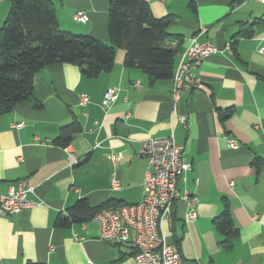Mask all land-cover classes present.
Here are the masks:
<instances>
[{"label":"crops","instance_id":"0c3cea01","mask_svg":"<svg viewBox=\"0 0 264 264\" xmlns=\"http://www.w3.org/2000/svg\"><path fill=\"white\" fill-rule=\"evenodd\" d=\"M109 1L52 0L61 29L100 41L109 39ZM145 1L154 17L171 16L168 33L182 36L167 38L175 63L192 37L216 47L196 69L203 88L184 90L173 100L172 79L150 84L141 68L125 66L122 48L115 50L111 69L95 77L72 63L39 68L31 97L0 114V191L26 178L33 188L29 197L40 201L0 213V264H135L131 243L99 238L94 215L63 226L55 222L81 198L94 208L140 201L147 169L141 142L171 132L188 167L176 184L180 196L171 221L164 219L161 231L177 246L179 264H264V165L252 163L264 157V21L252 26L251 35L238 34L244 23L264 20V1ZM8 6L0 0V27ZM77 9L86 11L85 22L73 19ZM110 86L119 88L118 96L104 109L103 92ZM68 127L72 139L60 146L55 138ZM112 177L118 186L111 185ZM185 193L197 196L193 206L182 198ZM225 203L238 230L228 247L213 221ZM191 207L196 216L187 220Z\"/></svg>","mask_w":264,"mask_h":264},{"label":"trees","instance_id":"16d2710c","mask_svg":"<svg viewBox=\"0 0 264 264\" xmlns=\"http://www.w3.org/2000/svg\"><path fill=\"white\" fill-rule=\"evenodd\" d=\"M7 1L9 10L0 27V114L13 110L31 97L34 76L39 68L54 62L72 63L83 75L95 77L111 69L117 48L125 50V66L141 68L150 84L172 76L176 50L169 45L167 38L181 40L182 36L168 33L171 16L154 17L145 0L108 2L107 41L61 29L52 0ZM263 21L244 23L238 34L251 35L252 26ZM72 131L71 127L63 129L55 142L66 146L72 139ZM252 163L264 165V157H255ZM108 206L113 205L108 202L94 208L81 198L69 208L66 216L59 215L55 223L63 226L83 222L101 207ZM229 215V207L225 203L213 220L216 229L225 235L224 241L238 231ZM228 246L227 241L225 247Z\"/></svg>","mask_w":264,"mask_h":264},{"label":"built area","instance_id":"2783aa9c","mask_svg":"<svg viewBox=\"0 0 264 264\" xmlns=\"http://www.w3.org/2000/svg\"><path fill=\"white\" fill-rule=\"evenodd\" d=\"M264 1V0H258ZM73 19L78 22L87 20V13L84 9H77L73 13ZM231 44L227 43L225 49H230ZM216 47L208 41H198L192 37L189 45L186 46L180 55L179 61L175 63L172 73L171 97L177 100L184 90H201L203 82L196 74V69L201 62L210 54L216 52ZM259 52L264 54V46L259 47ZM136 86L139 84L136 83ZM119 88L108 87L103 93L101 105L108 108L118 96ZM84 103L87 100L85 94L81 95ZM180 121L185 120V116L179 117ZM21 122L15 123L14 127H20ZM173 133L165 136L146 137L141 142L139 155L146 162V172L144 175V193L140 201L130 204H121L116 207H101L94 214V219L99 223V238L113 241L117 244L131 243L134 253L131 258L135 264H179L181 260L177 246L166 240L161 231V224L164 219L171 221L174 200L179 197L176 192V184L184 170L188 167L182 162V146L174 141ZM230 147H235L233 139L228 140ZM68 161L76 163L77 158L72 153H68ZM117 156L114 155V159ZM111 185L118 186L117 179L112 177ZM232 184V182H230ZM32 186L28 179H20L16 184L11 185L7 192L0 191V213H17L20 210L36 207L39 200L29 197ZM182 198L193 206L197 201V196H190L188 193ZM196 211L190 208L185 217L194 219ZM133 235V238H132ZM87 264H95L88 261Z\"/></svg>","mask_w":264,"mask_h":264}]
</instances>
